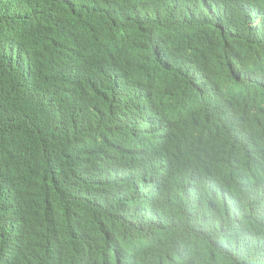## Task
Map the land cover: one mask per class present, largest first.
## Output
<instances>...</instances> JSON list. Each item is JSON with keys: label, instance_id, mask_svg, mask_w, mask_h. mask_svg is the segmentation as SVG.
Wrapping results in <instances>:
<instances>
[{"label": "trees", "instance_id": "16d2710c", "mask_svg": "<svg viewBox=\"0 0 264 264\" xmlns=\"http://www.w3.org/2000/svg\"><path fill=\"white\" fill-rule=\"evenodd\" d=\"M216 3L221 6L210 16L194 17V0H0V81L19 76L21 68L38 80L20 87L0 118V220L32 246L51 232L44 264H79L64 235L70 220L92 231L104 220L111 227L106 244L143 254L169 248L182 262L214 255L209 264H264L230 230L241 218L250 229H264V191L249 173L241 180L222 148L197 150L186 140L161 169L126 171L115 180L120 191L123 182H136L161 216L188 205L205 208L206 230L193 238L170 218L142 216L125 194L101 186V159L119 162L125 145L186 124L192 97L179 68L196 48L200 55L187 67L217 58L207 38L254 54V44L235 34L234 21L223 20L245 3ZM139 33L129 64L122 53Z\"/></svg>", "mask_w": 264, "mask_h": 264}, {"label": "clouds", "instance_id": "9594fccd", "mask_svg": "<svg viewBox=\"0 0 264 264\" xmlns=\"http://www.w3.org/2000/svg\"><path fill=\"white\" fill-rule=\"evenodd\" d=\"M223 1L225 4L228 0ZM240 1L245 3L242 11L223 20L234 21L235 34L254 44V54L249 55L235 46H221L220 37L207 38L217 58L208 59L206 64L193 68L187 67L186 61L200 55L196 48L179 68L183 84L192 97L186 124L178 130H163L156 139L145 138L125 145L118 151L119 162L100 160L101 186L115 189L117 196L125 194L136 203L137 212L142 216L170 218L174 228L192 238L206 230L208 218L205 208L188 205L161 216L158 203L147 200L136 182H123L124 190L120 191L115 180L126 171L161 169L163 160L186 140L195 149L205 150L208 144L219 147L222 137V151L233 157L231 164L239 169L241 180L249 173L264 191V0ZM220 6L216 0H194L192 15L208 17ZM141 34L132 36L122 53L129 64H132V57L128 49L140 39ZM150 41L158 48H164L154 35L150 36ZM36 82L38 80L25 68H21L19 76L0 81V118L15 104L20 87ZM134 89L135 83L130 92ZM245 144L250 146L249 152L245 151ZM259 174L262 175L257 178ZM52 188L45 190L50 201ZM106 199L103 194V199L95 201V206L99 208ZM141 206L144 208L142 212ZM230 230L241 237L243 247L264 258V229L259 232L250 229L241 218L232 221ZM110 233L111 227L104 220L96 231L70 220L64 235L79 264H209L215 257L210 255L206 260L182 262L169 248L143 254L136 248L116 242L106 244ZM51 236L50 232L41 244L32 246L21 237L15 226L0 220V262L26 260L29 264H44Z\"/></svg>", "mask_w": 264, "mask_h": 264}, {"label": "bare ground", "instance_id": "6f19581e", "mask_svg": "<svg viewBox=\"0 0 264 264\" xmlns=\"http://www.w3.org/2000/svg\"><path fill=\"white\" fill-rule=\"evenodd\" d=\"M141 129L144 130V128H142L141 126ZM221 146H222V137L220 138V143H219V149L221 150ZM144 210V208L141 206V212ZM220 231V236L222 235V230H219ZM223 249V241H222V238H220V250ZM219 264H223L222 263V259L219 260Z\"/></svg>", "mask_w": 264, "mask_h": 264}, {"label": "rangeland", "instance_id": "374dc122", "mask_svg": "<svg viewBox=\"0 0 264 264\" xmlns=\"http://www.w3.org/2000/svg\"><path fill=\"white\" fill-rule=\"evenodd\" d=\"M153 137V136H152Z\"/></svg>", "mask_w": 264, "mask_h": 264}]
</instances>
